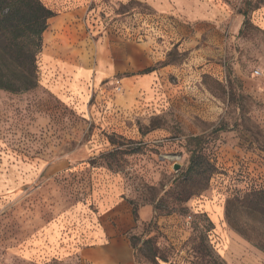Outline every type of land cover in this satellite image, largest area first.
Listing matches in <instances>:
<instances>
[{
    "label": "rangeland",
    "instance_id": "rangeland-1",
    "mask_svg": "<svg viewBox=\"0 0 264 264\" xmlns=\"http://www.w3.org/2000/svg\"><path fill=\"white\" fill-rule=\"evenodd\" d=\"M41 1L37 85L0 90V264H82L48 225L118 199L139 264H264V0Z\"/></svg>",
    "mask_w": 264,
    "mask_h": 264
},
{
    "label": "crops",
    "instance_id": "crops-1",
    "mask_svg": "<svg viewBox=\"0 0 264 264\" xmlns=\"http://www.w3.org/2000/svg\"><path fill=\"white\" fill-rule=\"evenodd\" d=\"M165 1L170 10L201 22L210 23L222 13L209 0ZM170 10L164 11L172 12ZM89 213L88 220L86 215L70 218L65 214L53 223V227L48 225L47 246L55 249L53 254L48 249L47 257H56L63 252L74 254L82 264H136L135 250L130 241L135 222L126 202L112 200Z\"/></svg>",
    "mask_w": 264,
    "mask_h": 264
},
{
    "label": "trees",
    "instance_id": "trees-1",
    "mask_svg": "<svg viewBox=\"0 0 264 264\" xmlns=\"http://www.w3.org/2000/svg\"><path fill=\"white\" fill-rule=\"evenodd\" d=\"M55 16L41 0H0V90L18 94L36 87L43 36ZM204 171L196 173L214 174L216 170L208 164ZM132 213L137 219V213Z\"/></svg>",
    "mask_w": 264,
    "mask_h": 264
},
{
    "label": "water",
    "instance_id": "water-1",
    "mask_svg": "<svg viewBox=\"0 0 264 264\" xmlns=\"http://www.w3.org/2000/svg\"><path fill=\"white\" fill-rule=\"evenodd\" d=\"M180 169V166H175V170L178 171Z\"/></svg>",
    "mask_w": 264,
    "mask_h": 264
},
{
    "label": "built area",
    "instance_id": "built-area-1",
    "mask_svg": "<svg viewBox=\"0 0 264 264\" xmlns=\"http://www.w3.org/2000/svg\"><path fill=\"white\" fill-rule=\"evenodd\" d=\"M255 74H256V75H258V74H259V72H256Z\"/></svg>",
    "mask_w": 264,
    "mask_h": 264
}]
</instances>
